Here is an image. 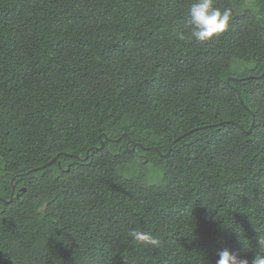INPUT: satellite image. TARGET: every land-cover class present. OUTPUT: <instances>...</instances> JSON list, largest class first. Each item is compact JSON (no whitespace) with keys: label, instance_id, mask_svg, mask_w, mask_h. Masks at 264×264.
Returning a JSON list of instances; mask_svg holds the SVG:
<instances>
[{"label":"trees","instance_id":"obj_1","mask_svg":"<svg viewBox=\"0 0 264 264\" xmlns=\"http://www.w3.org/2000/svg\"><path fill=\"white\" fill-rule=\"evenodd\" d=\"M193 2L0 0V264L264 253V0Z\"/></svg>","mask_w":264,"mask_h":264},{"label":"clouds","instance_id":"obj_2","mask_svg":"<svg viewBox=\"0 0 264 264\" xmlns=\"http://www.w3.org/2000/svg\"><path fill=\"white\" fill-rule=\"evenodd\" d=\"M232 16L230 9L225 8L221 11L213 6V0H194L188 8L189 23L192 26L190 38L197 41H207L214 35L224 33L229 26ZM128 235L137 243L152 248H159L161 241L149 233L132 230ZM260 245H264V241H258ZM247 252H251L245 248V255H241L237 251L230 250L227 246L216 249L215 264H264V253H255L251 260L247 258Z\"/></svg>","mask_w":264,"mask_h":264},{"label":"water","instance_id":"obj_3","mask_svg":"<svg viewBox=\"0 0 264 264\" xmlns=\"http://www.w3.org/2000/svg\"><path fill=\"white\" fill-rule=\"evenodd\" d=\"M229 81H230V80H229ZM229 81H228V82H229ZM238 99H239L240 103H242L240 96H238ZM250 132H251V130H249L247 133L250 134ZM123 137H124V135L121 136V137H120L118 140H116V141H117V142L120 141ZM173 143H175V142H173ZM172 145H173V144H172ZM128 146H129V141H128L127 144H126V148H127V149H128ZM102 148H103V143L101 142V145H100V148H99V149H102ZM93 150H94V148H90V149L86 152V154H85V158H84L83 160H87L89 153H90L91 151H93ZM170 150H171V148L169 149V152L166 154V156L170 153ZM134 151H135V147H133V148L130 150V152H134ZM77 159H78V160H82V159H79V158H77ZM54 162H55V159L51 160L49 163H47L46 165H44V166H42V167H40V168H38V169H34L33 171H37V170L44 169V168H46V167H48V166H51ZM13 181H14V179L11 181V185H13ZM13 190H14V187L12 186V192H13ZM11 201H12V194H11V196H10V200H9V202H11ZM9 202H8V203H9Z\"/></svg>","mask_w":264,"mask_h":264}]
</instances>
